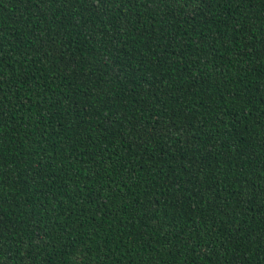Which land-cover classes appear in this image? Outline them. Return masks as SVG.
Instances as JSON below:
<instances>
[{"label":"trees","instance_id":"obj_1","mask_svg":"<svg viewBox=\"0 0 264 264\" xmlns=\"http://www.w3.org/2000/svg\"><path fill=\"white\" fill-rule=\"evenodd\" d=\"M0 264H264V0H0Z\"/></svg>","mask_w":264,"mask_h":264}]
</instances>
